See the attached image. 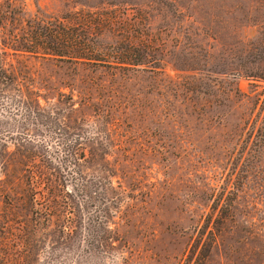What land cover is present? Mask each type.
<instances>
[{
    "label": "rangeland",
    "instance_id": "obj_1",
    "mask_svg": "<svg viewBox=\"0 0 264 264\" xmlns=\"http://www.w3.org/2000/svg\"><path fill=\"white\" fill-rule=\"evenodd\" d=\"M75 11L103 13L100 45L123 50L131 41L144 62L91 71L30 54L8 61L16 70L26 65L39 84L52 74L55 91L77 102L90 97L88 111H110L118 120L114 183L134 193L129 220L118 228L127 247L86 264H193V236L220 193L235 205L230 250L205 264H264V240L245 238L251 217L264 233V173L254 175L240 149L254 118L264 127V79L244 73L259 64L253 53L264 52V0H0V46L29 25ZM6 209L0 195V216ZM2 235L0 255L7 251ZM54 245L56 262H82L81 247Z\"/></svg>",
    "mask_w": 264,
    "mask_h": 264
},
{
    "label": "trees",
    "instance_id": "obj_2",
    "mask_svg": "<svg viewBox=\"0 0 264 264\" xmlns=\"http://www.w3.org/2000/svg\"><path fill=\"white\" fill-rule=\"evenodd\" d=\"M106 21L98 11H75L5 36L0 46V195L7 203L0 216L7 251L0 258L7 264H43V256L50 259L48 264H61L52 255L56 243L81 247L78 264L127 247L118 228L129 220L126 212L134 207V193L120 181L114 183L119 161L110 156L121 150L117 118L110 111H88L90 97L77 102L60 87L55 91L52 74L39 84L26 65L16 70L8 61L10 54H30L48 65L91 71L144 62L131 41L123 50L107 51L100 45L97 38ZM253 55L259 64L244 73L264 79V52ZM262 121L253 119L240 144L254 175L264 173ZM38 134L57 143L44 144ZM234 214L235 205L224 193L214 198L193 236V264H205L213 254L228 258L226 238ZM248 222L253 228L245 238L264 240V233L254 229V217ZM45 247L50 250L42 254Z\"/></svg>",
    "mask_w": 264,
    "mask_h": 264
}]
</instances>
